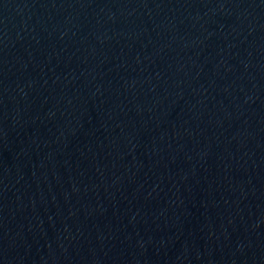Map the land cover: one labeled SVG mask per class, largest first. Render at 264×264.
I'll return each instance as SVG.
<instances>
[{
    "label": "water",
    "instance_id": "1",
    "mask_svg": "<svg viewBox=\"0 0 264 264\" xmlns=\"http://www.w3.org/2000/svg\"><path fill=\"white\" fill-rule=\"evenodd\" d=\"M0 264H264V0H0Z\"/></svg>",
    "mask_w": 264,
    "mask_h": 264
}]
</instances>
